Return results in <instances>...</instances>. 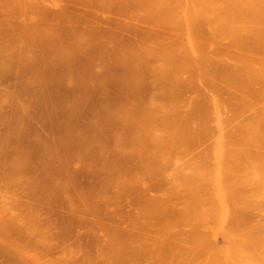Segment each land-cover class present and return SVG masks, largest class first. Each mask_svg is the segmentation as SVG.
I'll list each match as a JSON object with an SVG mask.
<instances>
[{
    "label": "rangeland",
    "instance_id": "1",
    "mask_svg": "<svg viewBox=\"0 0 264 264\" xmlns=\"http://www.w3.org/2000/svg\"><path fill=\"white\" fill-rule=\"evenodd\" d=\"M21 1L22 4H25L27 0ZM34 1L40 2L39 4H41L42 9L40 13L33 14L23 11L17 3L3 4L0 7V38L3 39L6 45L5 47L10 48V53L12 55V61L10 62H3L0 60V264H264V233L259 232L258 234L257 232L256 235L248 236L233 235L230 233L229 228V213L235 210L242 215V219L246 221V223L254 224L257 222L260 223L264 229V183L254 179L246 172L244 161H237L233 164H229L227 171L220 176L225 178L229 183V188L225 189L221 187V184L218 182L220 178L217 180V178L214 177L212 171L213 166H211L216 138L222 134V132H235L237 130L236 126L239 123L244 122V120L252 116L259 117L263 115L264 97H249L248 100L250 102L246 107L240 108L238 115L233 117L229 111L221 110L216 112L215 106L211 102V96H203L196 93L197 91H202L200 88H193L197 90L195 92L191 90L192 88H187V86L185 88V82H182V86V83L178 81L181 87L176 82L175 87L177 91H175L176 89L174 88V91L172 90L173 92H169L171 89L167 90L168 92H163L165 89H163V91L162 89H160L161 91H155V87L152 88L151 86L138 90L139 92L137 93L130 94H119L112 90L104 91L100 82L101 69L99 67V61L101 60L102 64L107 63L105 61H108L110 56L108 60H106V58L104 59V57L107 54L111 55L109 51L113 49H117L118 53L122 52L121 55L118 56H126L127 54L124 51L129 47V44H126L128 45L126 47L125 43L121 42L124 38L121 40L122 36L115 32L118 30H115L116 26L114 27L112 24H118L115 23V21H122V24L125 22L122 25L124 28L121 27V23L118 24L123 30L118 28V26L117 28L121 30L118 31V33L123 32L125 38L128 37L127 39H130L129 36L136 34L135 29L139 28L138 30H140V33L146 35V37L143 36L144 39H141L142 41L145 40L150 33L147 26L149 27L152 23V19H147L151 20V23L148 21L150 24L147 25L148 22L144 23L141 17L144 23L142 27L144 26L143 28L144 30L146 29V33L148 29V34H146L145 31L141 32L143 28L139 27L136 20L133 19L135 18L133 16H136L138 13L135 12L137 9L135 10L134 7L135 11H133L129 7L130 2L134 0H130V2L128 0H123L124 2H122V4L121 2L118 3L120 4L118 6L122 5L123 7V3L126 1L129 2L127 9H129V12L132 10V12L135 13H128V15H131L128 17L130 20H128L127 15H125L128 11H125V13L124 11L121 12L122 9L117 6V10H121L120 12L122 15H120L118 14L120 12L117 11V13L114 11L116 10L115 8L111 10V7L109 8V0H103L102 5H105L104 7L107 8L102 7L101 10L99 6L97 8V6L92 4H88V6L84 4L81 5L75 0L74 2L72 0ZM115 1L116 0H113V2ZM153 1L151 2L153 3L155 11L157 10L156 12L160 14L159 10L161 9L163 13L165 10L162 9L164 8L157 7L159 6L158 2L164 0H156L155 3H158L157 7V3L155 4ZM168 1L166 2L168 3ZM171 1L173 2V0ZM210 1L212 2V0H190L189 2L187 1L188 4H186V0L185 2L181 0L182 3L184 2V4H182L180 0H177V3L180 2V5H185V7L187 5L189 6V3L191 4L190 6H193V3V8H195V6L200 7L201 11L199 7L197 10H193L190 6L188 7L191 9H189V12L192 11L191 13L193 14L194 12L197 13V15L194 14L193 16L190 15L191 13L187 16L188 8H183L184 11H186L185 16V13H183L186 19L189 16L194 18L197 16V20H200V18L208 20L210 18L211 22L212 18L209 17L210 15L208 14V16H206L207 11L211 13L213 10L216 15L218 14L217 12L222 11L220 8L223 7L230 12L229 8H227L229 6L226 0H223L224 3L221 0L223 5L221 2H218V6L220 4L222 5H220L221 7L219 6L220 8L217 7L219 11H217V8L213 7L215 4L212 2V5ZM227 1L232 2L233 0ZM234 1V4L238 3L236 5L237 7L235 5L231 7L233 10L235 8L236 11V8H238L243 1ZM262 1L260 5H258L259 3H255V5L260 6L259 8L261 9L262 7L264 8V5H262L264 0ZM151 2L149 3L151 4ZM239 2H241V4ZM250 2L251 1H249V3ZM133 3L131 2L132 5H136V0ZM162 3L160 2L165 8L169 7H166V5L171 4L170 2V4ZM177 3H172L173 5L171 6L174 7ZM228 3L229 5L233 4L230 2ZM244 3L248 5V8V2L246 3L245 1ZM244 3L239 6V9L241 7V11L242 8L245 7ZM145 4H147V2ZM139 5L141 9L138 8ZM148 5H145L146 11L150 9ZM224 5L226 7H224ZM181 6L179 9H177L178 5L174 7H177V11H173L175 12L173 15L183 12ZM251 6L256 9L254 10L251 8L252 11L257 12L256 7L258 6H254V3L251 4ZM124 7H126V5H124ZM136 7L138 11L140 10V14L141 11H145L143 8L144 6L140 3ZM147 7L149 8L147 9ZM153 7L150 11H153ZM213 8H215L216 11ZM251 9H247V12L243 11L240 14H244L245 12V16H248L247 13L250 12V17L248 16L247 18H251L253 14L256 15L252 17L254 23L251 21L252 19L249 21V24L252 23V28L248 27L249 24L247 25L245 24L246 22L243 21V18H245L244 15H242L241 19L237 18L239 10L235 15L238 20L233 16V18H231L232 20L234 19L235 22H228L232 28H229L227 18V20L224 19L226 20L225 22L221 18L219 20L220 22L218 20L216 21L215 18H213V20L216 22V25L218 24L217 27L220 26L224 29L228 27V33L226 30H223L226 34L232 33L227 36L229 40L233 38L234 40L232 41H236L239 39V35L237 37V34H244L246 32L243 35L246 39L240 36V40L242 39L241 41H243V44L240 43L244 46L245 41L254 33L250 31L251 34L246 35L250 33L248 32L249 28L254 30L253 28L255 26L253 27V24H258L255 30L256 28L259 29L261 25H259V23L264 22L261 21L264 19V12L259 9L260 12L258 11L259 13L256 14V12L252 13L250 11ZM198 10L201 15L197 12ZM227 10L226 13L229 14ZM233 10L232 12L235 14ZM145 12H142V15ZM154 12H151L152 15ZM156 12L155 15L157 14ZM202 12L204 14H202ZM214 12H212V14ZM220 12L217 17H221L220 15L222 13L220 14ZM261 12L262 14H260ZM123 13L125 18L121 17ZM149 13L147 12L145 15L148 16ZM162 13L161 15L157 14L160 20V16L163 15ZM169 13H171L169 14L171 15L170 18H173L172 12ZM116 14L120 15L118 17L122 18L121 21H118V19L121 18H118ZM167 14L168 12L166 13L165 11L162 17L167 16V18H169ZM227 14L222 15L224 17ZM240 14L238 15L239 17H241ZM258 15L263 19H261L260 22L255 19L258 21L256 23L254 18L257 17V19H260ZM147 16L145 17L147 18ZM149 16L151 17V15ZM180 16L182 17V14ZM153 18L155 21L156 19L154 16ZM170 18L168 22H170L169 25H172ZM194 18L191 19L194 20L196 25L199 20H196V23ZM125 19L129 21H127V24ZM159 19L157 18V20ZM144 20L146 22L145 18ZM204 20L203 22H205ZM132 21H134V23H132ZM154 21L153 24H151L152 26L150 25L152 30L154 27L153 25H155ZM183 21L178 19L177 22L172 23H174V25L178 23V26L185 30L186 25H182L185 23ZM191 21H188L187 25ZM236 21L242 22L237 23ZM138 22L140 24L142 23L140 21ZM161 22L162 21L159 23ZM201 22H199L201 27L204 25V28L206 26L209 30L212 28L214 32L220 28H216V26L213 28L212 25L215 24L214 22L212 25L209 22L206 25L201 24ZM243 22H245L244 28H248L246 31L244 29L242 31V28L241 30L239 29L240 26L238 25H242ZM163 23L164 21L161 24ZM179 23L181 24L179 25ZM232 23H237L239 30L234 27L236 24L232 25ZM161 24L159 26H161ZM192 24L190 25L194 28L193 30L199 28H195L197 25L194 26V24ZM209 24L211 28L207 27ZM178 26L176 27L178 28ZM188 26L186 27L187 30H189ZM111 27H114L113 30L115 31H113V33L115 32L114 35L117 34L116 36L121 41H117V38L112 37V31H108V29L112 30ZM241 27H243V25ZM40 28H44L45 31H48L49 35H47V33L38 34L37 30ZM131 28L134 30V33ZM155 28L156 27H154V30L158 31L157 34L159 35V29L157 28L156 30ZM177 28L174 26L175 30H177ZM234 28L237 30L234 31ZM263 28L262 26L260 30H263ZM104 29L107 31H104ZM167 29L163 30L166 31L165 34L162 32L160 35L163 34V36L165 35L167 37L166 33H168L169 35L167 38L169 39L171 38V34L175 37L178 36V34L187 32H181V30L178 29L177 33L173 31V34L172 32L170 33V28ZM191 29L190 31H192ZM200 29L201 28L198 30L202 31ZM207 30L206 33H203V31L202 33L198 32L199 36H201L200 34L207 35ZM209 30L208 32L210 33L212 30ZM219 30H221L219 32L221 34L222 29L220 28ZM190 31H188V34ZM258 31L256 30L255 33ZM195 32L197 33V31ZM225 32L223 33L225 34ZM91 33H101L102 36L111 33L112 36H109L112 38L109 39L113 40L115 38L117 41L113 44V42H115L114 40L113 42L109 41L111 42L109 43L107 40L108 38H104L107 40L104 43L102 38L103 45H109L106 49H110L109 51L105 50L107 54L103 55V58L99 57V50H93L88 55V58L83 54L81 60H61L56 62V60L52 61L54 54L44 49L47 41H58L61 39L62 43L66 45L67 39L71 34L84 36ZM154 33L156 34V32H153L152 37L155 36ZM193 33L194 31L190 35L195 37ZM215 33L210 34V38H208V36L202 37H207L209 44L204 41H208L207 39L202 40L206 44L200 42V44L202 43L201 45L207 46L208 44V46L211 47L210 49H208L209 47L205 49L204 46L198 45L197 41L201 38L195 41V39L191 37L192 44L195 41V45L204 47L203 50L208 51L204 52L201 48L197 49V46L194 47L195 45L193 44V47L196 48V54L194 49L192 51V47H189L193 52V54H190L192 56L188 54L192 58L186 57V52H188L189 48L185 51L188 45L183 47L182 41L186 42L185 37L183 38L184 34L179 35L183 38V40H181L178 36L180 39L177 40L181 42L179 46L182 44V48H186L183 50L180 46L183 52L185 51V53L179 51L181 52V56L183 55L184 57L186 55L184 58H188L189 61L190 59L192 61L193 57H195L196 60H194L198 65L202 66L204 64L203 68L205 71L210 69H206V67L211 64V61H207L206 63V60L202 58L204 57V59H206L207 56V59H210V57L214 58V56H216L217 53H215V55L212 53V51H215L212 50V45L215 43ZM220 34H217V36L219 35L220 37ZM256 34L254 36H256ZM139 35H137V37ZM212 35L214 36L211 37ZM222 35L223 34H221V37L224 38L225 35ZM232 35L234 37H231ZM258 36H260V34H258ZM258 36L257 39H255V37L252 39L258 41ZM135 38L136 36L132 39L135 40ZM159 38L160 36L157 37V40ZM167 38H165V40ZM187 38L190 41V36H187ZM211 38L214 41H210ZM220 38L217 42H221L223 38ZM154 39L156 38L154 37ZM228 39L226 40L229 41ZM130 40L129 42L131 45H134ZM159 40L162 41L161 39ZM171 40L174 41V39ZM188 40L186 44L189 43ZM223 40L222 43L224 45L221 43V46L224 48L227 43H230L224 42ZM250 40L246 43L247 45L252 43ZM124 41L127 40L125 39ZM152 41L151 43L153 45L154 41ZM149 42L150 41H148V43L144 42L145 46H142L146 48L142 47V50L149 49ZM163 42L165 43V41ZM169 42L171 44V41L168 40V42H166L167 44L165 43L163 47L166 48ZM217 42L216 45H218L217 47L219 48L220 44ZM259 42L263 43L264 41L262 42V39L258 41V44L263 48L264 43L262 46ZM134 43L136 44L135 41ZM210 43L213 44L211 45ZM235 43H238L239 47L241 46L239 42ZM146 44H148L149 47H147ZM160 44L155 45L157 48L155 50L165 49H161L163 47ZM174 44L177 43L174 42ZM174 44L172 42V45ZM192 44L190 41V45ZM137 46L139 47L141 45ZM137 46H133L134 49L132 50L130 49L132 47L128 49H130V51H136L139 49H135ZM153 46L151 48H153ZM157 46L161 48L158 49ZM215 46H213V48ZM249 46L256 47L257 43L256 46ZM177 47L175 51L166 49L170 52H177V50H180ZM226 47L224 48L225 50L228 49H226ZM234 47H237L236 44L233 48ZM218 48H216L217 52L220 50ZM229 48V50H232V42ZM250 48L251 47H249V49ZM104 49L105 47H103V51ZM237 49L239 48H236V52L238 53H244L243 51L247 50L246 48H243L244 50L242 51H238ZM155 50H150L154 51L153 53L147 50V53L157 62L160 59L164 60H160L158 63L168 61L165 63H168L167 65L172 68L171 63L175 59V53L173 54V52H171L173 54L171 57L172 54L169 53V51V54H167L166 50V59H162V54L164 53L160 51L158 55L157 52L155 55ZM200 50L204 52V54L208 53V55L210 52L209 50H211L212 55L203 56L204 54L201 52V55L203 54L201 58L200 54L197 55ZM229 50L227 51L228 53L221 50V52L223 51L222 55L218 52L217 56L219 57H215V61L212 59L214 64L209 66L211 69L212 66H217L216 68L219 69L222 60L224 59V62L226 60L224 63L226 67L222 64L223 68L219 70L213 68L214 71L220 75V71L224 72L230 70L229 72H231L235 64L237 62L240 63V61H237V58L240 59L241 54L237 57L234 53L233 57L237 58L233 60L232 54H229ZM233 50H235V48ZM114 52L116 53V51ZM142 52L143 51H141L140 54ZM224 52L226 55L228 54L230 56V59L237 62L234 63L229 61V59H225L228 55L224 57ZM255 52L256 51H253L254 54L252 55L247 53L250 57H246V53L243 54L245 59L241 56L244 60L249 58L247 60L248 62L245 61V63L249 65L246 66V64L240 63V68L237 67L240 64H236V67L242 75L239 72H237V74L244 76L243 79L248 75V79L252 76L253 80H255L256 78L254 79V77H257V74H259L257 72L261 67L256 69L257 67L255 68V65L257 66V64L253 66V64L256 63L254 61L258 60L259 62V55H257V52L255 55ZM258 52H261V50ZM263 52L262 49V54H260L264 57ZM138 53L139 52H137V54ZM147 53H142V57L144 54V58H146ZM250 53L252 52L250 51ZM135 54L133 53V57ZM137 54L135 56H137ZM149 54L147 58L151 59ZM177 54L178 52L176 55ZM194 54L199 56L202 60H199ZM220 55L223 56V59L220 58ZM253 55L256 56V59L251 58ZM118 56L114 55V57ZM155 56H157V58ZM167 56L172 58H169L172 60H170L171 63L167 60ZM126 57H118L121 59L118 60V62L124 61ZM133 57L130 56V60L129 58L127 59L130 61L127 62L129 64L122 61L126 63L125 66L130 65L129 67L127 66V69H129L128 74L125 72L122 73L121 70L123 71V69L120 67H118L120 71L113 67L114 69L112 70H116L117 72H115L114 76L118 74L117 77L121 78L123 74H127V78L148 77L149 79L147 78V80H150L152 76L155 77L153 72L156 71L158 67L156 62L152 64V59L150 60V65H152V67L155 65L156 68H152L151 66L148 67V64L146 65L148 62L143 63L148 69L151 67L150 72L147 69L144 73L143 69L146 67L144 66L145 68L142 69L143 65L141 62L149 60L147 58L143 60V58L139 56ZM158 57L161 58L159 59ZM183 57L179 58L182 60L184 59ZM136 58H138L139 61L142 59L140 62L136 60V62L142 65V67L140 66L143 70L140 69V72L142 71L144 74L142 76H137L140 72H137L138 69L136 66L138 63L135 64L136 62L133 61ZM179 58H176L178 62L180 61L184 65L188 64L186 62L187 60L184 61V59L183 61L185 63H183ZM219 58L222 60H218ZM250 58L251 60L254 59V61L252 60L254 63L251 62ZM242 59H240L241 62H244ZM115 60L117 61V59L114 58V62H116ZM197 60H199V62L203 61L204 63L199 64ZM227 60L231 63L227 62ZM84 61H91L90 64L93 75L89 78L82 76L80 73L86 65ZM111 61L113 62L112 59ZM131 61L133 62V69H137L135 72L131 70ZM177 61H173V63ZM216 61H220L221 63H217ZM249 61L254 68L251 67ZM263 61L264 59L260 61L259 65H262V63L264 64ZM215 62L217 63L216 65ZM108 63L111 62L108 61ZM165 63L162 65H165ZM190 63L188 65H190V69H192L191 73H193L192 75L194 76H192V79L195 80V77L197 78V76H195L197 70L195 69L196 65H194V62L191 63L192 66H195V68L193 67L195 69L193 71ZM113 64L111 63L110 65L114 66ZM116 64L123 65L117 62ZM177 64L178 63H175L176 66ZM230 64H232L233 67L229 69L228 67H231ZM103 65L102 71L105 69L107 70V68L110 69V67H107L109 64L105 65L107 68H103ZM198 65L197 68L199 67ZM244 65L247 68L250 66L251 69H247ZM165 66H160L161 70L158 67L159 70L156 71V75L159 71L161 73L163 68L164 73L158 74L163 77L164 75L162 74H165L164 79H167V75L171 74L167 80H170L172 76L173 80L175 79L174 76L181 79V77L187 76L185 72L189 69V67L186 66L185 69H187V67L188 69L182 70L178 65L177 67L181 70L180 73H182L180 74L174 72L178 68L174 69V71H170V69ZM176 66L173 64V68ZM164 67L170 71V73L167 72L166 74L165 72L167 70L165 71ZM244 67L247 71L242 69ZM182 68L184 69V67ZM237 68L235 72L238 71ZM125 69L124 71H126ZM199 69L201 70L202 68L200 67ZM106 70L103 72L109 74L107 77L110 76V73H112V75L114 74L111 69L110 72ZM200 70L198 74L203 73H200ZM249 70H253L252 73L254 74L255 72L256 74L254 76L250 75V73L248 74ZM261 70L262 69H260V71ZM132 71L135 75H132ZM205 71L204 74L207 73V75H209L208 72ZM118 72L122 75L120 76ZM226 72L223 73L225 75L228 74L226 76L230 74H232L230 76H237L235 73V75H233L234 71L231 73ZM129 73H131V75ZM187 73H190L189 70ZM263 73L264 68L261 71V74L264 76ZM204 74L200 75L199 79L203 77L205 79ZM219 74L216 75L219 76ZM112 75L110 77H113ZM262 75H259L257 79L259 80ZM187 77L191 78V75L189 74ZM210 77L211 76L208 78ZM124 78L122 77L121 79ZM155 78H159L160 81L163 80L159 75ZM189 78L186 79L185 77L182 81L192 80ZM156 79L153 78L152 80ZM175 80L177 81V79ZM148 88H152L153 90L145 91L146 89L148 90ZM181 88L182 91H180ZM156 89L159 90L158 87H156Z\"/></svg>",
    "mask_w": 264,
    "mask_h": 264
},
{
    "label": "bare ground",
    "instance_id": "2",
    "mask_svg": "<svg viewBox=\"0 0 264 264\" xmlns=\"http://www.w3.org/2000/svg\"><path fill=\"white\" fill-rule=\"evenodd\" d=\"M72 1L74 2V0H72ZM75 1H78L77 3H79V4H81V5L84 4V5H87V6H88V4H89V5L92 4V5L97 6V8H98V6H99V9H100V10H101L102 7L105 6V5H104V6L102 5L103 0H75ZM128 1L130 2V0H128ZM128 1H126V2H128ZM140 1L142 2V1H146V0H140ZM140 1H139V0H136V5H132V4H131V2L133 3V2H135V0L130 2V6H129V7H130L133 11H135V10L137 9V11H135L136 13H137V12H138V13L140 12V10L138 11V8L141 9V6H140V5H139L138 8L136 7V6H138L139 3H140L142 6H144L143 8L145 9V7H146L145 5H148V3L151 2V1H153V0H151V1H150V0H147V1H146L147 4H145L146 2H142V3H144V4H142ZM155 1H156V0H154L153 2L155 3ZM157 1H159V0H157ZM166 1H168V0L159 1V2H158V3H159V6H158V3L156 2V3H157L156 7L158 6L157 8H164V9H162V10H165L166 13L168 12L167 15H168L169 18H170L171 15H169V14H171V13H169V12H172V15H173V13H175V12H173V11H177V10H176L177 7H176V8H174V7L178 5V8H177V9H179L180 6H181V5H180L181 0H180V2H178V3H177V0H175V1L173 0V2H172L171 0L168 1V3H169V2L171 3V4L169 3L170 5H166V4H165L166 7H167V6L170 7V8L167 7V8H169L168 10H166L167 8H165V6H162V5L160 4V2H161V3H162V2L167 3ZM178 1H179V0H178ZM182 1H183V0H182ZM187 1L189 2L190 0H186V4H188ZM193 1H197V0H193ZM215 1H216V3H215ZM215 1L212 0V2L215 4V6L213 5V3H212L211 1H210V2L212 3L213 7L217 8V7H219V6L221 5V4H220V5L218 6V4H219L218 2H221V3H222L223 0H222V1H221V0H220V1H219V0H218V1L215 0ZM233 1H234V0H233ZM233 1L231 2V1H227V0H226L227 5L229 6V7H227V8H229V11H230V12H228V10H227L226 8H223V7H222L223 9L220 8V7L223 5L224 1H223L222 5L219 7L220 10H222L223 12H222V11L220 12V11H219V8H217V9H218L217 11H219L220 14L222 13L223 15H224V14H227V13H226V10H227V12H228L229 14H227L226 16H224L225 18L223 17L222 14L220 15L221 17L218 16V17H219V18H218L217 15H219V12H217L218 14L215 15V12H214L213 10H212V12H214L213 14H212V12L210 13L209 11H207V12H206L207 15H206V13L203 11V12L205 13L206 16H208V14L210 15L209 17L212 18V19H211V22H210V18L208 19L209 21H208V20H204L203 18H202V19L200 18V20H201L202 22H203V20H204L205 22L202 23V22L198 19L199 22H201V24H205V25L208 24V22L211 23V25L215 23L214 25H212L213 28H214V26H216V28H218V27H220V26L217 27L218 24L216 25V22H214L213 18H215L216 21H217V20L219 21L220 18H221L222 20H224V19L227 18V19H228V20L226 19V20H227V23H228V22H233L234 19L232 20V18H233V16H234L235 19H236V16H235V15L237 14V11H238V10H239V12H238L239 14H240L241 12H243V11L247 12V9H251V8L254 9V10H256L254 7H252L253 5L251 6V4L254 3V6H258V5L261 4V1H262V0H261V1L259 0L260 2L257 0L259 4L257 3L256 0H253V1H252V0H249V1L252 2V3L250 2L251 4L249 3L248 0H239V1H243V3L246 1V3L248 2L249 7L251 6L250 8H249V7L247 8L248 5H246V4L244 3L246 8H245L244 6H243V7H244L246 10H245L244 8H242V11L240 10L241 7H240V9H239V6L243 5V3L241 4V2H239L241 5H239L238 8H236V11H235V8H234V10H233V8H232L231 6H234V5L236 6L238 3H237V4H234ZM106 2H108V1H106ZM109 2H110L109 8L111 7V8H110L111 10H112L113 8H115L116 10H114V11H116V12H117V11L120 12V11H121L120 9L117 10V8L120 7V8L122 9L121 12L124 11V13H125V11H128V12L125 13V15H127V18H128L129 16H131V15H130L131 13H134V12H132V10L129 12V9H127V8H128L127 6H128V4H129V2H128V3H126V2L123 3V7H122V5H121V6H118V5H120V4H118V3L121 2V4H122V2H124L123 0H118V1L116 0L115 2H113V0H112V1L109 0ZM109 2H108V3H109ZM112 2H113V3H112ZM175 2H176L177 4H176L174 7L171 6V5L175 4ZM184 2H185V0H184ZM184 2H183V3L181 2V3L184 4ZM228 2H230L231 4L233 3V4H232V5H229ZM234 2H237V1L235 0ZM262 2H263V1H262ZM11 3H17V4H19V7H20L23 11H27L28 13H33V14H34V13H40L41 10H42V9H41V4H39L40 2L38 3V1H34V0H27L25 4H22V1H21V0H0V7H1L3 4H11ZM75 3H76V2H75ZM111 3H112V4H111ZM156 3H155V4H156ZM164 3H162V4H164ZM168 3H167V4H168ZM172 3H173V4H172ZM198 3H199V2H198ZM255 3H257L258 5H255ZM133 4H135V3H133ZM155 4H154V6H155ZM112 5H113V7H112ZM114 5H115V6H114ZM124 5H126V7H124ZM151 5H152V6H151ZM160 5H161V6H160ZM190 5H191V4L189 3V6H190ZM192 5H193V6H190V7L193 8V7H194V4L192 3ZM198 5H199V4H198ZM216 5H217V6H216ZM262 5H264V3H263ZM262 5H261V6H262ZM117 6H118V7H117ZM131 6H132V7H131ZM148 6H150L149 11H146V9H145V11H146V12H145V11L142 9L143 11H141V14H140V13H139V14L137 13L136 16H135V15L133 16V17H135V18H133V17H131V18L135 19V20H136V23L138 24V26L141 27V28H143L144 26L142 27V25H144V23H147L148 21H149V22L151 21V20H147V19H152V21H151L152 23H151V22H150V23L153 24V21H154V20H153V19H154L153 16H154L155 19H156V20H155L156 23H157V22H158V23H157V26H156V23H155V21H154V24H155V25H153V26L156 27V28H155L156 30H157V28L159 29V31H160V32H159V35L157 34L158 31H155V30H154V27H153V30L151 29V26H152V25L148 22L147 25H149V24L151 25V26L149 25L150 28L147 26V28L150 30V33H149V34H150V37H149V34H148V29H147V33H146V29L144 30V28H143V30H141V32L145 31V33L148 34V35H147V36H148V37H147L148 39L145 38V40H142V41H141V39H144V37H146V35H143V33H140V30H138L139 28H138V29H135V30H136V32H135L136 34H134V35H133L134 30L131 28L132 31H133V33H132L133 36H129L131 40H130V39H127L128 37L125 38V35H123V32L118 33V31H121V30H123V28H124L122 25H123L125 22L123 21L124 23H123V24L121 23V22H122V21H121V20H122L121 17H124V18H125V15H124V13H123V16L118 17V16L122 15V13H121V12H120V13L117 12L118 14H120V15H117V14H116L117 17H118V18H121V19H118V18H117V19H118V21H121V22H116V21H115V23H118V24L121 23V27H123V28L121 29L120 26H118V24L115 25V24L113 23L112 25H114V27L116 26V27H115V30H118V31L113 30L114 27H111L112 30L108 29V31H112L113 36H112L111 33H110V34L107 33V34L105 35L106 37H105L104 35L102 36L101 33H99V34L91 33V34L84 35V36H82V35H78V34H71V35L69 36V38L67 39V44H66V45H64V44L62 43L61 39H59L58 41H52V40H51V41H47L48 43H47V42L45 43V47H44V49H45V50H49V52H50L51 54H52V53L54 54V55H53V60H52V61H55V60H56V62H59V61H61V60H68V61H77V60H81V56H82V58H83V54H84V56H85L86 58H88V55H89L90 52L93 51V50H99V57H100V58H101V57L103 58V57H104L103 55H106V54H107V53H105V52H107V51L110 50V49H108V48L106 49V47H108L109 45H106V46L103 45V40H104V43H105V41H107V40H108V42H109V41H112V42H113V40H114L115 42H113V44H115L118 40H120V39H118V37L116 36V35L118 34V35L122 36L121 40L124 38L123 41H121V40H120V41H121L122 43H125V45H126V44H129V47H132V48H130L131 50L134 49L135 45H136V46H137V45H141V46H139V47L137 46V47L135 48V49L139 48V49H137L138 51L136 50L137 52H139L138 54H137V52H136L135 50L130 51V49H128L129 47H128L127 50H125V51H124V49H123V51L126 52L127 55H126L125 53H124V54H125L127 57H128V55H129V57H128L129 60H130V56L133 57V53L135 54V52H136L137 56H139V57L143 58V60H145V59L148 57V54H149V53H147V50L150 51L151 49H152V50H153V49H154V50L157 49L155 45H159L160 42H161L160 45H161L162 47L165 46L164 44H165L166 42H168V40L171 41V44H170V42L168 43L170 46L172 45V42H173V44H174V42L177 43L178 45H177V44H174V45L179 46V43H181V42H179V40H177V39H180V38L182 37V36H179V35H181V34H182L181 32H183V31H187V32H186L187 35H186V33H183V34L186 35V36H184V35L182 34V35H183V38L185 37L186 42H187V40H188V38H189V37L187 38V36H190V38L193 37V36H191L190 34L194 31L193 34H195V37H193V38L195 39V41H196V39L198 40V38H201V39H199L200 41H199V40L197 41V42H198V45H201L202 43H203V44H206V43L209 44V40L207 39V37H206V38H202V37H204V36H208V38H210V34H212V33L214 34V33L216 32V33H215L216 36H214V35L211 36V37H213V36L215 37V43H214V44L216 45V42H217L218 39L221 37V34L225 35L226 32H227V29H228V27H227V29H226V28L224 29V28L220 27V28L222 29V33H221V34L219 33V32L221 31V30H219L220 28H218V30H217L218 33H217V31L214 32V31L212 30V28L210 27V24L207 25V27L211 28V30H212L213 32H212L211 30H209L208 28H206V26H205V28H204V25L202 26V27H203V29H202L200 23H199V22L197 23V21H198V20H197V16H196L197 13L194 12V14H196V15H195L196 18L192 17L194 14L191 13L192 11L189 12V9H190V8H188V7H189L188 5H187L186 7H185V5L181 6L183 12H180V13H179L180 15L182 14V17L185 18V19H183L179 14H177V15L174 14V15L172 16L173 18H170V19H171V20H170V21H171V24L173 25V26H172V25H169L170 22H168V21H169V18H167V16L162 17V16H164V12H165V11L162 13V12H161V9H160V10H159V11H160V14L157 13V12H156L157 10L155 11V8L153 7V3H152V2H151V4L149 3ZM134 7H135V10H134ZM152 7H153L154 9H153V11H150V10H152ZM198 7H199V6H198ZM198 7L195 6V8H193V10H194V9L197 10ZM224 7H226V6L224 5ZM230 7H231L232 9H231ZM236 7H237V6H236ZM259 7H260V6L256 7V8H257V12L254 11V12H256V14L260 12L259 9H260L262 12H264V8L262 7V9H261V8H259ZM104 8H107V7H104ZM124 8H125V9H124ZM148 8H149V7H147V9H148ZM172 8H173V9H172ZM183 8H184V9H187V8H188L187 16H188L189 13H191L190 15H192L191 17L189 16L190 18L188 17L189 19L187 18L188 21H191L193 18L195 19V21L197 20V21H196V23H197L196 25H197V26L195 25L194 20H192L193 22L191 21L188 25H190V24L193 23L194 26H196L195 28H197V27L201 28L200 30H202L203 33H204V32L206 33V30H207V29H208L209 31H211L212 33H211V32L209 33L208 30H207V35L200 34L201 36H199V33H198V32L202 33V31H199V30H198L199 28L196 29V30H193L194 28H193L191 25H190V26L187 25L188 21H187L186 17H184V16L186 15V13H185L186 11H184ZM215 8H213V9L215 10ZM258 8H259V9H258ZM224 9H225V10H224ZM230 9H231V10H230ZM243 9H244V10H243ZM252 9H251L250 11H251L252 13H254V12L252 11ZM102 10H103V9H102ZM171 10H172V11H171ZM190 10H191V9H190ZM199 10L201 11L200 7H199ZM199 10H198L197 12H199ZM210 10H211V9H210ZM232 10L235 12V14H233ZM154 11H155L158 15H161V13L163 14L162 16H160V17H161V20L159 19V16H157V14L155 15V12H154ZM159 11H158V12H159ZM179 11H180V10H179ZM215 11H216V10H215ZM224 11H225V13H224ZM258 11H259V12H258ZM105 12H106V11H105ZM142 12H145V13H147V12H148V13H149V12H150V13H151V12H154V14L152 15V13H151V14L149 13L148 16H147V15H145V13L142 15ZM203 12H202V14H204ZM208 12H209V13H208ZM245 12H244V14H243V13L240 14L241 17H239V16H238L239 14H237V18H240V19H241V18H242V15H244V17H245V18H243V21H245L246 23H245V22L242 23L243 27H241V26H242L241 24L238 25V26H240V28L237 26V23H240V22H242V21H239V22L236 21L237 23H234V24H236V26H234V27H236L237 29L239 28L240 30H241V28H242V31H243V29H244L245 31H246V29H248V28L245 29V28H244V25H245V24L248 25V24L250 23L249 21L252 19V17H253V16H256L255 14H253V16H251V18H247V17L249 16V13H250V12L248 11V12H249V13H247L248 16H245V15H246ZM262 12H261L260 14H262ZM128 13H130V14L128 15ZM183 13H185L184 16H183ZM107 14H108V12H107ZM111 14H112V12H111ZM114 14H115V12H114ZM134 14H135V13H134ZM199 14H200V12H199ZM199 14H198V15H199ZM211 14L213 15V17H212ZM231 14H233V15H231ZM260 14H259V15H260ZM109 15H110V13H109ZM116 15H115V16H116ZM132 15H133V14H132ZM138 15H140V16H138ZM141 15H142V16H141ZM149 15H151L152 18H151ZM165 15H166V14H165ZM200 15H201V14H200ZM200 15H199V16H200ZM259 15H258V16H259ZM263 15H264V13H263ZM110 16H111V15H110ZM145 16H147V18H146ZM176 16H177V17H176ZM179 16H180V18H179ZM215 16H216V17H215ZM227 16H230V17H227ZM261 16H262V15H261ZM111 17H112V16H111ZM136 17H139L140 19H139V18H136ZM141 17H142L144 23H143ZM149 17H150V18H149ZM156 17H157L159 20H157ZM200 17H202V16H200ZM203 17H204V16H203ZM222 17H223V18H222ZM231 17H232V18H231ZM249 17H250V16H249ZM112 18H113V17H112ZM127 18H126V19H127ZM144 18L146 19V22H145ZM166 18H167V19H166ZM174 18H175L176 20H175ZM181 18H182V19H181ZM191 18H192V19H191ZM204 18H205V17H204ZM230 18H231L232 21L230 20ZM246 18H247L248 20H247ZM258 18H260V19H257V17H256V18H254V20L256 19V20H259V22H260V20L263 19L264 16H263V18L260 17V16H259ZM115 19H116V18H115ZM126 19H125V21H126ZM138 19H139V20H138ZM165 19H166V21H165ZM172 19H173V21H172ZM178 19H180V21H183V20H186V21H187V23H186V21H183V22H185V23L182 24V25H184V26L186 25V26H185V30H184V28H181L180 26H178V23H177L176 25H174V23H172V22H177ZM190 19H191V20H190ZM240 19H239V20H240ZM244 19H246V20H244ZM109 20H111V19H109ZM128 20H130V19L128 18ZM128 20H127V21H128ZM212 20H213L214 23L212 22ZM226 20H224V22H225ZM236 20H238V19H236ZM256 20H255V22L257 23L258 21H256ZM127 21H126V24H127ZM138 21H140V22H142V23L140 24ZM160 21H162V22L164 21V23H163L164 26H163V24H161L162 22L159 23ZM206 21H208V22H206ZM247 21H248V22H247ZM251 21L254 23L253 19H252ZM261 21H264V19L261 20ZM128 22H129V21H128ZM167 22H168V23H167ZM219 22H220V21H219ZM222 22H223V21H222ZM234 22H235V21H234ZM130 23H131V22H130ZM132 23H134V21H132ZM165 23H166L167 25H166ZM244 23H245V24H244ZM256 23H255V24H256ZM263 23H264V22H261V23H259V25L261 24V25L264 27ZM139 24H140L141 26H140ZM160 24H161V26H159ZM180 24H181V23H179V25H180ZM193 24H192V25H193ZM228 24H229V23H228ZM234 24L232 23V25H234ZM107 25H108V24H107ZM128 25H129V23H128ZM135 25H136V24H135ZM168 25H169V27H168ZM198 25H199V26H198ZM247 25H246V26H247ZM256 25H258V24H256ZM256 25L253 24V27H254V26L256 27ZM261 25H260V27L258 26L259 29L256 28L257 31L260 30V28H262ZM117 26H118V28H120L121 30L118 29ZM138 26H137V27H138ZM145 26H146V25H145ZM162 26H163V27H162ZM170 26H171V27H170ZM174 26H175V28H177L176 26H178L177 30L174 29ZM187 26H188V29H189V30H187V28H186ZM228 26H229V28H232V26H230V24H229ZM137 27H136V28H137ZM159 27H160V28H159ZM161 27H162V28H161ZM164 27H166V28H164ZM182 27H183V26H182ZM190 27H191L192 29H191ZM248 27H251V28H252V23L249 24ZM255 27L253 28L254 30H252L251 28H249V31L247 30L248 32L252 31V32H254V33H252L253 36H252L251 32H250V33H247L246 35L251 34V37H250L248 40H246V41L244 40V39H246L245 36H243L246 32H245L244 34H243V33H242V34H237V33H236V34H237V37H238V35H239V37H238V38H239V39H238L239 41H238V40H236V41H232V40H234L233 38H231V40L228 39L227 36L230 35V34H232V33H230V34H226L224 38L221 37V38H223L224 40L220 38V39H221V42H217V43L220 44V47H221V48H223V47L221 46V45L223 44V43H222V40H223L224 42H225V41H226V42H229L230 44L227 43L228 45L225 43L227 47L224 46V48H225V47H226V49L228 48L227 50H225L224 48L221 49L220 47L218 48V47H217L218 45L215 46L213 43H212L213 45L210 43V44L212 45V50H215L214 52L212 51V53H213L214 55H215V53H217L216 56L213 55L214 58H213V57H210L211 60H210V59H207V56H206V59H204V57H203V56H205V55H208V53H207V54H206V53L204 54V52H206L207 50H206V51L203 50L204 47H205V49H206V47H207V48L209 47L208 44H207V46H206V45H201V46H204V47L197 46V45L194 44L195 41L193 40V41H194L193 44L195 45L194 47L197 46V49L201 48V50L204 51V52H202V51L200 50V51L198 52L197 55H199V54L201 55V52H202L204 55L202 54L203 56L201 55V58L203 57L202 59H203V60H206V61H205L206 63H207V61H209V62L211 61V64H214V61L216 60L215 57H219V56H217V55H218V52H220L221 55H222V52H223V51H225L226 53H228L227 51L230 49V48H229V45H230V47H231V42H232V50H233L234 48H235V50H233V51H232V50H229V52H230L229 54H232V58H233V60H234V59L236 60V58L238 57L239 54H241V55H240V59H242L241 56L244 57L243 54L246 53V54H245V55H247L246 57H248V56L250 57V55L254 54L253 51H256L258 54L255 52V55H256V54L259 55V56H258V57H259V62H258V60H257V61H254V59H256V58H255L256 56H254V55H253V57L251 56V58H254V59H252V60H253L254 62H256V63H254V62L251 60V58H250V60H251L252 63H254L253 66H254L255 64H257V66L255 65V68L257 67L256 69H258V67H261V68H259V71H260V69L263 70V68H264V67H263L264 64L262 63V65H263V66H262V65H259V63H260L261 60L264 59V57L261 55V54H262V53H261V52H262V49H263V51H264V46H263V43H264V42H263V41H264V37H263V35H264V33H263V32H264V28H263V30L261 29L262 32H261V30L258 31V32H256V33L260 34V36H258V34L255 33V31H256V30H255ZM129 28H130V26H129ZM167 28H168V29L170 28L169 31H170V33L172 32L173 34H174L175 31H176V33H177L178 29H180L181 32H180V30H179V32H180L181 34H178V36H179L180 38H179L178 36H175V37H174V36H172V34H171V38L169 39V38H167L168 35H169L168 33H166L167 37H166L165 35L163 36V34H165V32H166V31H163V30H164V29H167ZM216 28H215V30H216ZM160 29H162V30H160ZM168 29H167V30H168ZM171 29H173V30H171ZM182 29H183V30H182ZM190 29H191L192 31H190ZM204 29H205V30H204ZM223 29L226 30V32H225ZM237 29H236V30H237ZM239 29H238V30H239ZM250 29H251V30H250ZM102 30H103V29H102ZM105 30H106V29H104V31H105ZM127 30H128V29H127ZM151 30H152V31H151ZM236 30H235V28H234V31H236ZM106 31H107V30H106ZM113 31H115L117 34L114 35L115 32L113 33ZM124 31H125V30H124ZM132 31H131V32H132ZM137 31H138L139 33H138ZM173 31H174V32H173ZM188 31H190L191 33L189 32V34H188ZM195 31H197V33H196ZM37 32H38V34H40V33H41V34H42V33H43V34H46V33H47V35H49V32H48V31H45L44 28H40V29H38ZM129 32H130V31H129ZM153 32H156L157 37L160 36L159 39H161L162 41H160L159 39H158L159 41L157 40V37H156V34H155V33H154L155 36L152 37V35H153L152 33H153ZM162 32H164V33L161 34V35H162V36H161L160 33H162ZM223 32H225V34H224ZM229 32H230V31H229ZM238 32H239V31H238ZM137 33H138V34H137ZM176 33H175V35H176ZM208 33H209V35H208ZM227 33H228V32H227ZM240 33H241V31H240ZM261 33H262V34H261ZM121 34H122V35H121ZM139 34L142 35V36H140ZM196 34H197V35H196ZM217 34H220V37H219V35L217 36ZM255 34H256V36H254ZM109 35H111L112 37L117 38V39H116L117 41L115 40V38H114L113 40H112V39H109V38H112V37L109 36ZM137 35L140 36V37L138 36L139 39H138ZM202 35H203V36H202ZM223 35H222V36H223ZM261 35H262V36H261ZM107 36H108V37H107ZM135 36H136L135 40L132 39V38L135 37ZM143 36H144V37H143ZM240 36H241L242 38H244V39H243V40L245 41L244 46L241 45V43H242L243 41H241L242 39L240 40V38H241ZM249 36H250V35H249ZM257 36H258V38H259L258 41H259V40L261 41V39H262V42H263V43H261V42H259V43L262 44L263 48L261 47L260 44H258V41L255 40V39H257ZM142 37H143V38H142ZM151 37H152V38H151ZM154 37H155L156 39H154ZM162 37H163V38H162ZM172 37H173V38H172ZM216 37H217V40H216ZM218 37H219V38H218ZM226 37H227V38H226ZM229 37H230V36H229ZM231 37H234V36L232 35ZM246 37H247V36H246ZM253 37H255L254 40L252 39ZM102 38H103V40H102ZM104 38H106V39L108 38V39L106 40V39H104ZM165 38H167V39L165 40ZM175 38H176V39H175ZM183 38H181V40H183ZM225 38L228 39L229 41H227ZM125 39H126L127 41H124ZM149 39H152V40L154 39V40H153L154 42H153L152 40H149ZM163 39H164V40H163ZM171 39H174V41H172ZM203 39H207L208 41L204 40V41L206 42V43H205V42L202 41ZM250 39H251V40H250ZM56 40H57V37H56ZM129 40H130L131 42H133L134 45H131V43L129 42ZM139 40H140V42H143V43H140ZM147 40L150 41V42H149V46H150V47L148 46V44H146V46L149 47V49H144V50H145V52H144V50H142V49H143V48H146V47H143V46H145V45H144V42H145V43H148ZM155 40H156V42H155ZM176 40H177L178 42H177ZM212 40H213V39L211 38L210 41H212ZM249 40H250V42H252V43L247 45L246 43H247ZM134 41L136 42V44L134 43ZM146 41H147V42H146ZM151 41L153 42V45H154L155 47L152 45ZM157 41H158V42H157ZM163 41H165V43H164ZM188 41H189V40H188ZM190 41H191V44H192V38L190 39ZM190 41H189L188 44H186L185 41H182V44L184 45L183 47H186V46L188 45V46L186 47L187 49H186V48L183 49L182 46H181L182 44H181L180 46H181V48H182L183 50L186 49L185 51H187L189 47H190V48L192 47V51H193V49H194V52H195V54H196V48L193 47V44L190 45ZM213 41H214V40H213ZM230 41H231V42H230ZM121 42H120V43H121ZM183 42H185V43H183ZM197 42H196V43H197ZM200 42H202V43L200 44ZM233 42H234V43H235V42H239V43L241 42V43H240L241 46L239 47L238 43H235L237 47H234V48H233V46H235V44H234ZM250 42H249V43H250ZM106 43H107V42H106ZM109 43H111V42H109ZM109 43H108V44H109ZM122 43H121V44H122ZM137 43H138V44H137ZM150 43H151V44H150ZM155 43H156V44H155ZM158 43H159V44H158ZM221 43H222V44H221ZM253 43H255V44H253ZM256 43H257V46H256ZM166 44H167V43H166ZM242 44H243V43H242ZM245 44H246V45H245ZM116 45H117V44H116ZM116 45H115V46H116ZM142 45H143V46H142ZM151 45L153 46V48H151V47H152ZM169 45H167L166 48L169 49V50H174V51H175V48H176L177 46L172 45V46L170 47ZM185 45H186V46H185ZM189 45H190V46H189ZM223 45H224V44H223ZM249 45H255L256 47H254V46H253V47H254L255 49H256V48H258V49L255 50L252 46H249ZM5 46H6V45H5L4 41H3V39L0 38V60L3 61V62H10V61H12V60H11V59H12V55H11V53H10V48L5 47ZM113 46H114V45H113ZM127 46H128V45H126V47H127ZM133 46H134V47H133ZM180 46L177 47V48L180 49V50H177V52H178L177 55H176L177 52L171 51V52H173V54L175 53V55H176V57H175V55H174V58H175V59H176V58H179V57H181V58L183 57V55L181 56V54H180L181 52H182V53H185V51L183 52V50L180 48ZM213 46H215L216 48H218V49H220V50L217 52V51H216L217 49H216L215 47L213 48ZM247 46H249V47H251V48L249 49V47H247ZM103 47H105L104 51H103ZM110 47H111V46H110ZM120 47H121V45H120ZM123 47H124V45H123ZM142 47H143V48H142ZM157 47H158V49L161 48V47H159V46H157ZM172 47H173V49H172ZM259 47H260L261 49H260ZM140 48H141V49H140ZM164 48H165V47H163V48H161V49H164ZM166 48H165V49H166ZM190 48H189V50H188L189 53L186 52V55H187V56L185 55L186 57H190V56H192V55H190V54H193V52L191 51ZM210 48H211V47H209L208 49H210ZM236 48H239V49H237L238 51H239V50L242 51V50H244L245 48H246L247 50H244V51H243L244 53H242V52L238 53V52H236ZM240 48H241V49H240ZM243 48H244V49H243ZM252 48H253V49H252ZM165 49H164V50H165ZM167 49H166V50H167ZM105 50H107V51H105ZM128 50H129V51H128ZM164 50H158V51L155 50V53H154V54L156 55V52H157V55H158V52L160 53V51H161L162 53L165 54V55L162 54V55H163L162 59H166V55L169 54V53H171V52H170L169 50H167V54H166V50H165V52H164ZM221 50H223V51L221 52ZM248 50H249V51H248ZM259 50H261V52H258ZM111 51H112V52H111ZM111 51H109V52L111 53V55H110V54H107V55L104 57V59L106 58V60H108V59H109L108 57L110 56V59H109L108 61H110L112 64H113V63L116 64V62H117V63H122V64L125 66L127 62H130V61L127 60L128 58H127L126 56H118V55H121L122 52L118 53V52H117V49H113V50H111ZM114 51H116V53H115ZM118 51H120V50H118ZM134 51H135V52H134ZM141 51H143L142 53H144V54L147 53V54H146V55H147L146 58H144V57H145L144 54H143V57H142V53L140 54ZM149 51H148V52H149ZM168 51H169V53H168ZM179 51H181V52H179ZM209 51H210V52H209V55L211 56V55H212L211 50H209ZM231 51H232V52H231ZM250 51H251L252 53H250ZM103 52H104V53H103ZM109 52H108V53H109ZM127 52H128V53H127ZM129 52H132V53H129ZM150 52L153 53L154 51H150ZM190 52H191V53H190ZM207 52H208V51H207ZM225 52L223 53V54H224V57H226V56L228 55V54L226 55ZM112 53H113V54L115 53L114 55H115V56L117 55V56L120 57V58L126 57V59L124 58V59H125L124 61L122 60L123 62H126V63H123L122 61H121V62H118V60H121V59L118 58V57H114V55H113ZM117 53H118V54H117ZM220 53H219V54H220ZM234 53H235V54H234ZM237 53H238V54H237ZM247 53H249L250 55L247 54ZM260 53H261V54H260ZM263 53H264V52H263ZM130 54H132V55H130ZM136 54H135V55H136ZM171 54H172V53H171ZM171 54H170V55H171ZM173 54L171 55V57L173 56ZM179 54H180V55H179ZM188 54H189L190 56H189ZM195 54H194V55H195ZM233 54H234L235 56H237V57H236V58L233 57V56H234ZM122 55H123V54H122ZM135 55H134L133 58L137 57V56H135ZM170 55H169V56H170ZM178 55H179V56H178ZM197 55H195V56H197ZM209 55H208V56H209ZM221 55H220V56H221ZM149 56H150V58L152 57L150 54H149ZM185 56H184V57H185ZM228 56H229V55H228ZM228 56H227L225 59H229V61H232V62H234V63L237 62V61H240L241 64H246V66L249 65L248 63H245V61H247L249 58L246 59V60H244V59H245V57H244V59H242V60H244V62L242 61V62H243V63H242L240 59L237 58V61H233L232 59H230V56H229V57H228ZM155 57L157 58V56H155ZM164 57H165V58H164ZM171 57H168V56H167V60L170 61V60L172 59ZM184 57H183V58H184ZM114 58L117 59V61L115 60L116 62H114ZM133 58H132V59H133ZM141 58H140V59H141ZM158 58H159V57H158ZM160 58H161V57H160ZM160 58H159V59H160ZM169 58H171V59H169ZM190 58H192V57H190ZM190 58H189V59H190ZM197 58H199V56H197ZM201 58H199V60H200ZM220 58L223 59V56H221ZM220 58H219L218 60H220ZM261 58H263V59H261ZM111 59L113 60V62L111 61ZM132 59H131V60H132ZM147 59H148L149 61L145 60V61L141 62L142 65H143V63L148 62V63H146V65L148 64V67H149V66L152 67V65H150V63L152 62V64H153V63L156 62V63L158 64V67H159L160 70H161V67H163V66H165V65L168 67V69H170V71H172V70L174 71V69H177V68H178V67H177L178 65H179V68L182 69V70H187L188 67H189L188 70H189L190 73H187L188 70H187L186 72H185V71H182V72H185V73L187 74V76H188L189 74L191 75V78L185 76L186 79H188V78H189V79H192V76H193V75H192L193 73H191V70H192V69H190V65H188L190 62H191V63L194 62V63H195L194 65H196V68H195V66H192V64L190 63L191 66H192L191 68L194 67L195 69L198 70V69L201 67V68H202L201 70H203V71H201V70L199 69V70H200V73L203 72V73H201V74H198V73H199V70H198V71L196 70V72H195V73H196L195 76H197V78L195 77V80H196V79H199L200 75L204 74V71H205L204 68H203V65H204L203 63H204V62H203V61H200V62H199V60H197V61L199 62V64H201V63L203 64L202 66H201V65H198V63L195 61V60H196L195 57H193V60H192V61H191V59H190V61H189L188 58H187V59L184 58L185 60H184V59L181 60V59L179 58L181 61H183V60L186 61V60H187V61H186V62L188 63L187 65H186V64H185V65L182 64L180 61L178 62V61H177L178 59H176V60L174 59L173 61H177V62H174V63H173V61L171 60L172 63H171V61H170V63L172 64V66H171L172 68H170V67L167 65L168 63H167V64L165 63V62H168V61H165V62H164L165 65H162V64H164V63H158L161 59H160V60L157 59V60H159L158 62H157L156 60L152 59V58H151V59H152L154 62H153L151 59H149V58H147ZM194 59H195V60H194ZM202 59H201V60H202ZM212 59H213V60L215 59V60L213 61ZM222 59H221V60H222ZM257 59H258V58H257ZM99 60H100V59H99ZM136 60L139 61L138 58H136V59L133 60V61L136 62ZM141 60H142V59H141ZM141 60H140V61H141ZM150 60H151V62H150ZM221 60H220V61H221ZM102 61H103V59H102ZM108 61H105V62H107V63H103L104 65L102 64L101 60L99 61V67H100V69H101V78H100V82H101V87H102V89H103L104 91L112 90V91H114V92H116V93H119V94H130V93H137V92H139L138 90H141V89H144V88H146V87H148V86H151L152 88L155 87V91H161L160 89H162V91H163V89H165L166 91L164 90L163 92H168L167 90L171 89L169 92H173V91H174V90H173L174 88L176 89L175 91H177V88L175 87L176 82H177V83H178V81H179L180 83L185 82V83H184L185 88H186V86H187V88H188V87H189V88H192L191 90H194V92L197 91V90H195V89H193V88H200V89H202V91H199V92L197 91L196 93H198V94H200V95H203V96H211V97H212L211 102H212V104L215 106V111H216V112L221 111V110H223V111H229L233 117H235L236 115H238V111H240V108H244V107H246V105L250 102V101L248 100L249 97H254V98L264 97V76L261 74V71H262V70H261L260 72H259V71L257 72V73H259V74H257V77H256V76L254 77V79L256 78L255 80H253V77H252V76H250V78L248 79L249 76H248L247 74H246V75L248 76V77L246 76L247 79H246V78L243 79L244 76H241L242 74L239 72V70H238V68H237V67H240V66H241V64H240L239 62H237L236 64L239 63L240 65L237 66V65L235 64V67H233V66H232L233 63H232V64H230L231 67H228V68L230 69V68L233 67V70H232V71H234V72H233V75L237 74V72H239L241 75H238V74H237V76H230V75H232V74H230L229 76H226V75H228V74H226V75L223 74L224 72L227 71V70H226V71H224V72H223V71H220L221 75L223 74V75L221 76L219 73H216V71H214V69H217V68H216L217 66H216V67H215V66H212V69H211V67H209V66H211V64H209V62H208L209 66L206 67V69H207V68H210L211 70L208 69V70H206L205 72H208L209 75H207V73H205V74H204V75H205V79H204V77H203L202 79H199V80H196V81L193 80V79H192L193 81H192V80H188V81H189V82H188V81H185V80L182 81L183 78H185V77H181V76H180L181 79H180L179 77H175V76H174V78L177 79V81H176L175 79L173 80V78H172L173 76L170 77V78H171L170 80H167V79H169V75H171V74L167 75L168 77L166 76L167 79H164L165 74H162V75H164V77L160 75L161 73H164V72H163V71H164L163 68H162V72H161V73H160V71L157 72V75H159V77H161V78L163 77V78H162L163 80L160 81L159 78H157V79H158V80H157V79L155 78V77H157V75H156V71L159 70V69H158V67L156 68L155 65H153V67L156 68V71L153 70L155 73L152 71V72H153V75L155 74V75H154L155 77H153V76L151 77L150 75H152V74L149 73V74H150L149 76L151 77L150 80H147L148 77H147V78L144 77V78H146V79H144V78H135V77H134V78H130V77L127 78V74H128V72H129V69H127V66L129 67L130 65L125 66V67H126V69H125V67H124L123 65H121V64H116L117 66H116L115 64H113L114 66H112V65H110L111 63H108ZM140 61H139V62H140ZM161 61H164V60H161ZM184 61H183V63H185ZM220 61H218V62L216 61V62L219 63ZM229 61L227 60V62H229ZM84 62H86V65L83 67V69L81 70L80 73L82 74V76H84V77H86V78H89L90 76L93 75V73H92L93 70H92V67H91V64H90L91 61H84ZM103 62H104V61H103ZM131 62H132V61H131ZM139 62H136V63H135V64L138 63L137 66L134 64V65L137 67L138 71H137L136 68L133 69V62H132V64H131L132 69H131V68H130V69L133 70L134 72L137 71V72L139 73V72H140V69H141V67H142V65H140L141 63H139ZM216 62H215V65L217 64ZM225 62H226V60H225ZM225 62H224V59H223V60H222V63L220 62L221 65L218 64V65H220V68H219V66H218V68H219V69L223 68V65H225V64H224ZM247 62H248V61H247ZM249 62H250V61H249ZM251 62H250V64H251ZM263 62H264V61H263ZM175 63H178L177 66L175 65ZM229 63H231V62H229ZM106 64H107V65L109 64L107 67H110L111 70L114 69V68H115V69H118V67H120L121 69H123V71L121 70V72H122V73L125 72V73H127V74H123V75H122L120 72H118V73H120V76L122 75V77H123V78L125 77V78H124V79H121L122 77H121V78L117 77L118 74H117L116 76H114L116 70H115V71L112 70V72L114 73L113 75H112V73H110V76L112 75L113 77H110V76L107 77V75H109V74L104 73L106 69L103 70L104 72L102 71V65H103V68H105V67H106V66H105ZM127 64H129V63H127ZM159 64H160V65H159ZM173 64H174V66H176L175 68H173ZM222 64H223V65H222ZM226 64L229 65L228 63H226ZM146 65L144 64L143 67H142V69L145 68ZM180 65H181L182 67H184V69H183ZM197 65L199 66L198 68H197ZM233 65H234V64H233ZM258 65H259V66H258ZM111 66H112V67H111ZM140 66H141V67H140ZM144 66H145V67H144ZM160 66H161V67H160ZM166 66H165V67H166ZM186 66H188L187 69H185ZM236 66H237V67H236ZM244 66H245V65H244ZM246 66H245V67H246ZM253 66H252V64H251V67H252V68H254ZM107 67H106V68H107ZM113 67H114V68H113ZM139 67H140V68H139ZM148 67H146L145 69H143V70H144V73H145V70L148 69ZM151 67H150V68H151ZM153 67H152V68H153ZM165 67H164V69H165V71H166L167 69H166ZM225 67H226V65H225ZM225 67H224V68H225ZM245 67L242 68V69H245ZM251 67L248 66V68H247V67H246V68H247V69H251ZM262 67H263V68H262ZM150 68L148 69L149 72H150V70H151ZM179 68H178V69H179ZM194 68H193V71L195 70ZM213 68H214V69H213ZM234 68H235V69H234ZM236 68H237L238 71L235 72ZM240 68H241V67H240ZM110 69L107 68V70H108L109 72H110ZM124 69H125L126 71H124ZM142 69H141V70H142ZM178 69H177L176 71H178ZM180 69H179L178 72H176V71H174V72H175V73H180V72H181ZM219 69H217V70H219ZM229 69H228V70H229ZM242 69H241V70H242ZM256 69H255V70H256ZM107 70H106V71H107ZM143 70H142V71H143ZM209 70H210L211 72H210ZM255 70H254V71H255ZM118 71H120V69H118ZM133 71H132V73H133ZM142 71L140 72V74H137V76H138V75H141V76L144 75ZM148 71H147V72H148ZM170 71L167 70L165 73H166V74H167V72L170 73ZM213 71H214V72H213ZM229 71H230V70H229ZM229 71H227L226 73H228ZM232 71H231V72H232ZM245 71H247V70L245 69ZM147 72H146V73H147ZM152 72H151V73H152ZM217 72H219V71H217ZM231 72H229V73H231ZM242 72H243V71H242ZM252 72H253V70H249L248 74L250 73V75H253V76H254L256 73L254 72V74H253ZM116 73H117V72H116ZM141 73H142V74H141ZM158 73H160V74H158ZM171 73H172V72H171ZM215 73H216V74H219V76L216 75ZM234 73H235V74H234ZM246 73H247V72H246ZM251 73H252V74H251ZM129 74L131 75V73H129ZM180 74H182V73H180ZM214 74H215V75H214ZM263 74H264V73H263ZM104 75H105V76H104ZM132 75H135V73H133ZM145 75H146V74H145ZM172 75H173V74H172ZM174 75H176V74H174ZM177 75H179V74H177ZM198 75H199V76H198ZM204 75H203V76H204ZM212 75L215 76V77H213ZM243 75H244V73H243ZM259 75H262L263 78H262V76H261V78L259 77L260 79L258 80L257 78H258ZM141 76H139V77H141ZM206 76H207V78H206ZM209 76H211V77L208 78ZM217 76H218V77H217ZM239 76H240V77H239ZM193 77H194V76H193ZM238 77H239V78H238ZM241 77H242V78H241ZM153 78L156 79L157 81H156V80H152ZM251 78H252V79H251ZM148 79H149V78H148ZM179 79H180V80H179ZM250 79H251V80H250ZM178 84H179V83H178ZM178 84H177V86H178ZM181 85L183 86V83H182ZM179 86H180V84H179ZM156 87H158L159 90L156 89ZM180 87H181V86H180ZM152 88H151V89H152ZM182 88H183V87H182ZM182 88H181L180 91H182ZM151 89L148 88V90L146 89L145 91H149V90H151ZM178 89H179V87H178ZM152 90H153V89H152ZM172 90H173V91H172ZM186 90H187V89H186ZM189 90H190V89H189ZM191 90H190V91H191ZM178 91H179V90H178ZM183 91H184V89H183ZM236 128H237V130H236L235 132H222V134H220V135L216 138V140H215V148H214V152H213V154H212L211 166H213V170H212V171H213L214 177H216L217 180H219V178H220V181H218V182L221 184V187H224L225 189H226V188H229V183L227 182V180H226L225 178L220 177V176H222V174H224L225 171H227V169H228V167H229V164H231V163L233 164V163H235V162H237V161H244V168H245L246 172H247L249 175H251L254 179L258 180V181L261 182V183H264V114L261 115V116H259V117H258V116H256V117L252 116V117H250V118L244 120V122L239 123V124L236 126ZM229 217H230V218H229V221H230V227H229V228H230V233H232L233 235H244V236H248V235H256L257 232H258V234H259V232L264 233V229H263V227H262V225H261L260 223H257V222H255L254 224H248V223H246V221H244V220L242 219V215H241L239 212L235 211V210H234L233 212L229 213ZM228 226H229V225H228Z\"/></svg>",
    "mask_w": 264,
    "mask_h": 264
}]
</instances>
